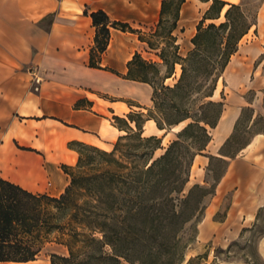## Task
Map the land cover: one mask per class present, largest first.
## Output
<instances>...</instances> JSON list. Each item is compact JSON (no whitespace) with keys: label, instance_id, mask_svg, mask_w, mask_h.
<instances>
[{"label":"trees","instance_id":"16d2710c","mask_svg":"<svg viewBox=\"0 0 264 264\" xmlns=\"http://www.w3.org/2000/svg\"><path fill=\"white\" fill-rule=\"evenodd\" d=\"M253 1L247 8L203 0L211 4L196 26L193 49L182 57L174 32L186 0H161L154 30L146 38L138 37L155 52L159 63L135 53L121 76L151 87L147 119L140 114H129L126 119L113 116L114 126L125 135L118 137L109 152L69 143L78 157L73 167L62 166L69 183L59 197L32 194L0 177V262L34 261L44 245L54 243L64 246L67 255L50 254V264H184L197 224L227 171L226 159L234 157L223 152L221 157L208 156L207 171L216 163L222 165L220 174L210 188L194 184L187 189L194 159L203 155L210 130L223 112V102L212 100L217 78L241 40L257 25L262 3ZM89 17L96 33L88 66L101 70L110 30L139 31L111 21L103 11ZM206 21L210 23L205 26ZM176 66L180 67L177 83L165 86ZM206 98L211 100L204 102ZM198 100L202 102L195 108ZM251 118L252 112L248 122ZM146 121H153L161 132L188 123L164 149L160 138L142 136ZM158 150L164 153L155 158ZM185 264H193V259Z\"/></svg>","mask_w":264,"mask_h":264},{"label":"crops","instance_id":"0c3cea01","mask_svg":"<svg viewBox=\"0 0 264 264\" xmlns=\"http://www.w3.org/2000/svg\"><path fill=\"white\" fill-rule=\"evenodd\" d=\"M160 3L161 0L159 6ZM145 7L142 0H0L2 179L32 194L59 197L69 182L64 183L58 167L71 166L78 157L68 144L82 143L109 152L118 137L125 135L114 126L112 117H124L126 108L122 100L126 95L142 107L151 104L150 86L121 77L126 74L127 62L139 53L140 45H145L134 34L111 29L107 49L100 59L102 69L88 66L96 33L89 15L103 11L111 21L133 28L144 16ZM256 48L261 55L264 47ZM125 49L132 52L126 59ZM241 87L234 91L241 93L244 86ZM139 91L144 93V102L137 97ZM242 100L228 104L222 99L223 112L216 127L210 130L211 140L203 152L206 158L221 157L219 152L233 135L244 109L252 112L249 123L260 112V102L256 107L254 101L245 102L241 97ZM144 129L147 134L161 133L153 121H147ZM263 141L264 133L254 134L241 150L245 161L249 155L260 158L262 154L264 164V147L260 145ZM201 157L204 156L195 159ZM229 160L226 174L233 169ZM235 162L240 164L241 160ZM249 165L255 172V164ZM257 197L259 205L253 213L243 216L244 221H251L264 208V195ZM206 214L207 222L212 209ZM47 247L52 250L43 255ZM259 249L263 254L264 236ZM50 254L66 256L67 250L48 243L34 261L0 264H50Z\"/></svg>","mask_w":264,"mask_h":264},{"label":"rangeland","instance_id":"374dc122","mask_svg":"<svg viewBox=\"0 0 264 264\" xmlns=\"http://www.w3.org/2000/svg\"><path fill=\"white\" fill-rule=\"evenodd\" d=\"M159 1L142 0L146 9L142 12L144 16L141 17L138 25L132 28L139 31V34H134L136 37L143 36L146 38L154 30L160 11ZM221 1L236 5L243 4L247 8H251L254 4L253 0ZM258 1H261L262 5L258 11L257 25L243 38L241 48L231 59V64L226 73L223 72L217 78L213 101L220 102L224 99L228 104H235L238 101L243 102V100L241 101L242 97L245 102L254 101L256 107L258 102H260L262 108L264 107V51L261 55H258L260 49L256 48L264 47V0ZM210 4V2L204 3L203 0H186L183 5L179 14L177 30L174 32L179 45V54L182 57H185L193 49L191 39L196 33L197 24L202 20ZM115 14L119 17L122 15L120 13ZM220 21L215 23L218 24ZM209 23V21H206L204 25L206 26ZM137 52L144 59L159 63L155 52L149 51L145 45H140ZM131 53L130 50L125 49V59ZM179 76L180 67L176 66L173 76L165 81V86H174ZM241 85L244 86L241 93L234 91L238 87L242 88ZM137 97L144 102L145 96L142 91L138 92ZM210 100L206 98L204 102ZM122 101L126 108L122 118L126 119L129 114H140L143 120L147 119L152 104L142 107L136 100L127 97V95ZM201 102V100H198L195 108L200 106ZM262 108L260 112L258 111V115L252 123L248 122L251 111L249 109L242 111L233 138L220 151L234 156L231 158L233 169L232 172L224 174L216 187L214 197L209 200L202 220L197 224L196 238L185 250L184 264L191 258L193 264H264V253L262 254L259 249L260 240L264 236V208L258 210L251 221L243 220L244 215L253 213L259 205L257 196L264 195V164L261 162L263 156L261 154L258 158V155L253 157L249 155L245 161L244 157L241 156L243 152L241 150V152H238L239 148L248 143L254 134L264 133V112ZM146 122L143 124L142 136L148 137L151 135L160 138L161 147L164 149L176 139V134L188 123H183L171 130H163L161 133L155 131L147 134L144 129ZM260 145L264 147V141ZM163 153L164 150H158L155 153V158ZM202 154L203 158L194 159L187 189L194 184L210 188L214 178L222 170V165L213 163L211 172H208L209 158H206L205 153ZM226 160L229 164L230 160L228 158ZM236 160H241V163L236 164ZM250 163H254L257 167L255 172L252 171ZM75 164L76 162L70 167ZM62 166L61 164L58 167L62 171L61 177L64 183L69 182V177L62 170ZM234 189L237 191L234 192ZM233 197L234 200H232ZM209 208L212 209V214L206 222V213ZM45 246H43V249ZM51 250L50 247H47L43 251V255H47ZM197 257H200V259H197Z\"/></svg>","mask_w":264,"mask_h":264},{"label":"built area","instance_id":"2783aa9c","mask_svg":"<svg viewBox=\"0 0 264 264\" xmlns=\"http://www.w3.org/2000/svg\"><path fill=\"white\" fill-rule=\"evenodd\" d=\"M35 82H36V84H38V83H39V80H38V79H36V80H35Z\"/></svg>","mask_w":264,"mask_h":264},{"label":"bare ground","instance_id":"6f19581e","mask_svg":"<svg viewBox=\"0 0 264 264\" xmlns=\"http://www.w3.org/2000/svg\"><path fill=\"white\" fill-rule=\"evenodd\" d=\"M226 8L223 9L222 14L225 12Z\"/></svg>","mask_w":264,"mask_h":264}]
</instances>
